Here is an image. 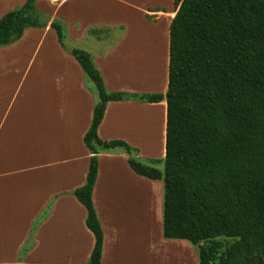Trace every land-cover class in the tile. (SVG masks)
<instances>
[{
  "label": "crops",
  "instance_id": "1",
  "mask_svg": "<svg viewBox=\"0 0 264 264\" xmlns=\"http://www.w3.org/2000/svg\"><path fill=\"white\" fill-rule=\"evenodd\" d=\"M25 2L0 0V19ZM36 6L62 21L66 39L79 49L125 25L106 49L97 43L86 51L106 89L167 93L174 0H37ZM91 29L97 33L90 35ZM97 101L82 66L50 26L29 28L0 47V264L89 262L96 239L74 192L87 180L85 135ZM166 123L165 100L110 101L98 136L127 142L138 158L163 160ZM157 147V154L148 151ZM164 193V182L137 174L123 151L98 155L92 197L104 232L101 264H148V256L151 264H168L155 255L166 249L179 253L181 264H198L192 244L163 237ZM190 250L193 260L183 255Z\"/></svg>",
  "mask_w": 264,
  "mask_h": 264
},
{
  "label": "trees",
  "instance_id": "2",
  "mask_svg": "<svg viewBox=\"0 0 264 264\" xmlns=\"http://www.w3.org/2000/svg\"><path fill=\"white\" fill-rule=\"evenodd\" d=\"M36 2L26 0L0 19V47L29 28L50 26L95 85L98 101L85 135L89 171L74 192L96 239L87 264H101L104 243L92 197L98 155L120 150L137 174L164 182L165 239L192 244L198 264H264V0H174L168 91L143 95L109 92L92 55L69 50L66 25ZM127 100L167 102L163 160L148 165L127 142L98 136L107 104ZM162 162L164 170L157 167Z\"/></svg>",
  "mask_w": 264,
  "mask_h": 264
},
{
  "label": "rangeland",
  "instance_id": "3",
  "mask_svg": "<svg viewBox=\"0 0 264 264\" xmlns=\"http://www.w3.org/2000/svg\"><path fill=\"white\" fill-rule=\"evenodd\" d=\"M125 29H126V27H125V25H122L121 27H117L116 28V31L114 32V34H110L109 36H107V37H105V39H103V40H101L100 42H99V40H98V38H96V40H98V41H94L93 43H87V44H83V45H81V46H79V47H81V49H84L85 51H90L91 50V44H94L95 46H97V43L99 44V46H100V49L101 50H103V49H106L111 43L113 44L116 40H118L119 38V36L121 35V33H123V31H125ZM147 30V29H146ZM98 32L100 33V30H98ZM149 32H151V31H149ZM103 37V35H101V38ZM94 40V39H93ZM66 45L68 46V47H72V48H76V45L69 39V38H67L66 39ZM79 49V48H78ZM88 80V79H87ZM88 82H89V84L90 85H92L93 87H94V89L96 90V88H95V85H94V83L93 82H91L90 80H88ZM127 101H136V100H127ZM138 102H141V101H138ZM144 103H146V102H144ZM157 146H159L160 145V143H158L157 142V144H156ZM159 147H157V148H155V149H149L148 151L149 152H151V153H154V154H157V153H159V150L157 151V149H158ZM136 150H138V149H136ZM139 152V151H138ZM125 153V152H124ZM126 154V153H125ZM142 162H144V163H146V164H148V165H150V158H147V157H144V156H142V157H140L139 158ZM157 167H159L160 169H162V170H164V164H163V162L161 163V164H159V165H157ZM156 242H155V245L156 246H160L159 244H158V242H157V240H155ZM156 248V247H155ZM158 249V248H157ZM157 249H155V250H157ZM148 250H149V253H150V255L151 256H153V258H154V254L152 253V250H151V247H150V245H149V242H148ZM193 251H194V255H195V257L197 258V251H196V249H195V247L193 246ZM171 252H173V250L171 251ZM155 255L157 256L158 255V257L157 258H160L159 259V262L161 261V259H165V261L164 262H169L168 264H181V262L180 261H182L180 258H178V255H179V253L177 254L176 253V251H174L173 252V255L171 256L170 255V250L169 249H166L165 251H163V252H161V254H160V256H159V251H155ZM184 256H185V258H187L188 260L190 259L189 257L191 256L192 257V251L190 250L189 251V255H188V252H187V254H183ZM169 257H170V259H169ZM167 259V260H166ZM192 260H193V257H192ZM162 262V261H161ZM188 262V261H187ZM152 263V259L150 258V256H148V264H151ZM192 262H190V260H189V264H191ZM165 264V263H164Z\"/></svg>",
  "mask_w": 264,
  "mask_h": 264
}]
</instances>
